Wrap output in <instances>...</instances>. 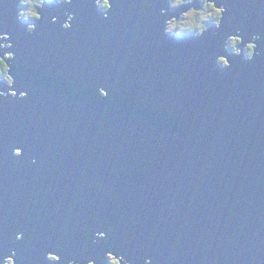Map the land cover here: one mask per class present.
<instances>
[{"label": "water", "instance_id": "obj_1", "mask_svg": "<svg viewBox=\"0 0 264 264\" xmlns=\"http://www.w3.org/2000/svg\"><path fill=\"white\" fill-rule=\"evenodd\" d=\"M22 1L0 0V264H264V0H216L221 27L183 37L167 20L202 0H45L31 31Z\"/></svg>", "mask_w": 264, "mask_h": 264}, {"label": "clouds", "instance_id": "obj_2", "mask_svg": "<svg viewBox=\"0 0 264 264\" xmlns=\"http://www.w3.org/2000/svg\"><path fill=\"white\" fill-rule=\"evenodd\" d=\"M49 2L52 3V2H55V0H49ZM68 2L70 3L71 0H68ZM178 5H180V0H171L172 8H176L178 7ZM183 5H186V4H183ZM96 6L99 9L104 11L105 18H107V13L108 11L111 10V7H112L111 0H96ZM196 10H202V8L200 9H197L195 7L190 8L188 11L184 12L182 15H187L189 12H194ZM226 12H227L226 5L217 6L216 0H212L211 11H209L206 15H203V14L201 15L200 21L197 26L192 27V28H181L178 30L177 28L173 27V21L176 20V17L173 16L171 19L167 20L166 22L167 27L165 29V32L168 35H174V36H179V37H183L186 33L188 35L202 36L208 30V26L210 23L214 24L216 28H220L222 25L224 14ZM19 16L24 21H28L30 19L39 20L42 18L41 14L37 17V13L34 11L31 12V14L27 16L25 15L24 11H21L19 13ZM33 17H37V18H33ZM72 19H73V15L69 14L67 21L63 25L65 29H68L72 26L71 25ZM54 21H55V18H54ZM35 28H36V25L34 23L29 24L30 31L35 30ZM240 31H241L240 29H236L237 34L229 35L224 47L226 50H230V54H233L236 56L245 55L248 60H252L255 57L256 50L258 47L256 41L260 39V36L259 34L253 35L252 39L244 46V48H241L239 47V45L243 43V36L239 34ZM7 38H8L7 35H5L4 39H7ZM4 47H11V45L10 44L4 45ZM13 57H14V54L11 52H8L5 57L0 58V65H3V67L0 68V77H2L3 80L6 81V83L10 87L14 85L15 81H14V77L10 74L11 66L8 63H5V60L11 59ZM216 62L222 68L231 67V61L229 57L226 55H219L216 58ZM98 91L100 95L104 97L108 96V92L105 88L100 87ZM10 94L12 96H17V93L15 91H12ZM3 95H7V93H4ZM27 95H28L27 92H21L19 93V98L25 99ZM22 152L23 150L20 147H16L14 149V155L16 156L22 155ZM31 162L33 164L38 163V161L35 158H33ZM18 165H19V162H18ZM97 187L98 185H93L92 186L93 191H95ZM101 190L103 189L101 188ZM77 227H79V225H77ZM114 231L115 230L112 228H107L104 231H98L94 233V238L92 240V243L95 245V244H98L101 240H106L108 238L109 233L114 234ZM23 239H24L23 232L16 233L13 238L14 241H22ZM15 256H16V253L13 252L12 255H9L4 259L3 264H16ZM47 259L49 261L54 262V264H59V262L61 261V256L56 254L55 252H49L47 255ZM107 260L109 264H132V261L128 260L123 254L117 256L114 252H111V251L107 253ZM67 264H84V261L74 258V259H70L67 262ZM87 264H96V261L94 259H89L87 261ZM145 264H152V258L151 257L146 258Z\"/></svg>", "mask_w": 264, "mask_h": 264}, {"label": "rangeland", "instance_id": "obj_3", "mask_svg": "<svg viewBox=\"0 0 264 264\" xmlns=\"http://www.w3.org/2000/svg\"><path fill=\"white\" fill-rule=\"evenodd\" d=\"M40 1L41 0H35L34 1L35 5L40 4ZM191 2H193V0H188V1L180 0V5H178V6H181L183 4H189ZM26 3L31 4L32 0H26ZM35 8L36 7H34V9ZM206 9H208V8L204 6L202 8V10H196L194 12H189L187 15H182L181 18L178 19V21L173 22V27L176 28L177 22L181 26L180 29L181 28H192V27H194V25H197L199 23L201 15L202 14L206 15L209 12V11H206ZM33 10L27 9L26 12L28 13V15H30L31 12H33ZM0 68H2V65H0Z\"/></svg>", "mask_w": 264, "mask_h": 264}, {"label": "flooded vegetation", "instance_id": "obj_4", "mask_svg": "<svg viewBox=\"0 0 264 264\" xmlns=\"http://www.w3.org/2000/svg\"><path fill=\"white\" fill-rule=\"evenodd\" d=\"M34 1H35V0H32V3H31V4L26 3V0H23V1H22V4H21L22 11L25 12V15H26V16L28 15V13L26 12L27 9L33 10L34 7H36V8H35L33 11L37 13L38 7H39L40 5H42L43 2H44L45 0H41V1H40V4H38V5H35ZM47 1L49 2V0H47ZM58 1H61V0H57V1H55V2H58ZM183 1H188V0H183ZM55 2H52V3H55ZM202 2H203L202 8L205 6V7L208 8V9H206V11H211V2H209V1H207V0H202ZM25 4H26V5H25ZM37 16H38V14H37ZM33 18H36V17H33ZM34 20H35V19H30V20H28V22L33 23ZM175 21H178V20H175ZM211 25H214V24H211ZM211 25H210V26H211ZM177 27H178V30H179L180 27H181V26L178 24V22H177Z\"/></svg>", "mask_w": 264, "mask_h": 264}, {"label": "trees", "instance_id": "obj_5", "mask_svg": "<svg viewBox=\"0 0 264 264\" xmlns=\"http://www.w3.org/2000/svg\"><path fill=\"white\" fill-rule=\"evenodd\" d=\"M55 1H57V0H55ZM25 5H26V4H25ZM197 25H198V24H197ZM197 25H194V27L197 26ZM209 25H211V23H210ZM176 28L178 29L177 26H176ZM186 34H187V33H186ZM186 34H185V35H186ZM2 67H3V65H2ZM0 78H2V77H0ZM2 79H3V78H2Z\"/></svg>", "mask_w": 264, "mask_h": 264}]
</instances>
